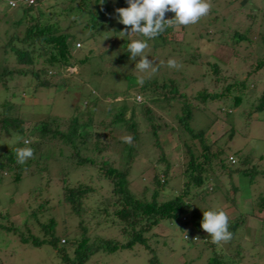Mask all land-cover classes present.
Instances as JSON below:
<instances>
[{
  "label": "rangeland",
  "instance_id": "rangeland-1",
  "mask_svg": "<svg viewBox=\"0 0 264 264\" xmlns=\"http://www.w3.org/2000/svg\"><path fill=\"white\" fill-rule=\"evenodd\" d=\"M212 4L211 12L198 23L187 27L170 28L164 34L165 44L152 45L153 41H149L151 50L147 53L148 59L158 67V71L150 75L147 72L141 73L135 68L139 57L136 61L117 59L118 55L126 50L127 45L132 40L139 39L140 35L121 39L118 37V32L125 26H117L118 28L99 26L94 38L81 40V36L90 33L86 27V18L88 16L87 7L91 6V3L80 10L75 9V7H80V0H42L44 15L40 20L46 18L51 24L54 23L55 29L73 33L78 38L76 40L69 39L70 51L74 53L72 62L74 61L73 63L76 64L77 72L74 67L67 66L65 69H61V75L48 76V74V79L55 83V86L50 88H34L33 82L28 84L29 76L14 72L8 83L11 85L10 88L5 91L0 86V104L6 98H10L9 90L15 88L11 98L16 102L21 101L23 104L21 109L29 112L26 115L22 114L28 122L26 124L44 120L48 113L53 115V118L62 120L77 114L82 115V119L87 112H90L89 116H92L93 113L96 121L103 119L111 123L112 118L120 111L122 115L119 123H123L129 118V111L132 107L138 113L137 121L143 123V102H147L155 111L156 117L159 118L155 119V123L158 120H171V128H162L158 131L162 150L170 164L169 174H174L164 192L159 195L166 197L169 193L172 194L182 181L179 171L187 158L181 151L180 138L187 133L184 131L181 132L182 134L177 133V128L172 122L171 118L176 110V105L172 104L170 108L164 102L149 103V98L152 99L156 95L149 89L143 92L137 82L138 78L143 76L145 83L153 80L158 84L172 82L180 92L184 93V100L195 105V103H200V99L195 97L197 90L206 88L208 91H218L233 79L232 75H235L236 79H242L249 70H252L255 60L264 54V0H247L243 5L240 0H212ZM22 7L11 8L7 5L6 0H0V66L14 70L21 67L36 69L42 66L43 62L40 61V58L46 55L37 50L38 44H36V48L34 47L37 51L34 54L40 57L36 56L37 60L34 65L18 63L15 54L9 49L13 43L10 40L11 36L19 40L17 43L15 42V46L23 48L26 46L21 43L20 39L24 35L25 26L29 24L30 18L22 17ZM91 8L94 10L93 6ZM32 13L30 15L35 17L36 12ZM115 16L113 14L111 18L114 20ZM173 16L174 13L170 12L167 13L166 18H173ZM20 18H22V22L16 24ZM235 31L244 35L246 39L235 38V34H233ZM140 39H144V37L141 36ZM77 41L81 42L80 47H83L74 50ZM157 41L160 43V39ZM32 48L31 45L25 47L27 50ZM84 57H86L85 60H80ZM169 59H175L182 67L179 70L167 67ZM161 61L164 62L163 65H161ZM213 61L219 64L217 75L211 73L209 64ZM48 69L54 71L52 68ZM254 75V79L247 78V82L250 79V81H254V85L252 84L251 87L249 83L245 87V94H243L239 105L233 104L232 95L215 101L208 99L204 108L198 109L194 106L196 109L193 110L189 122L195 129L207 128L206 139L210 142L213 141V149H215V144L222 145L225 152L232 154L235 159L237 156H251V159L257 161L258 167H264L263 115L261 116L252 107L256 105L257 98L264 88V66ZM14 83L18 87H15ZM213 84H215L214 87ZM35 89H37V93L34 91ZM21 97L23 98L21 99ZM144 126L148 127L146 124ZM61 128L64 129L65 124H62ZM144 129L141 128L139 132V153L135 157L130 172V188L137 195L140 194L143 183L149 182L153 167L155 166L158 170L164 167L163 162H157L154 165L158 150L154 149L151 144L152 139L150 140L149 133ZM129 133L123 127L111 134L107 133V136L111 137L113 134L115 137H122L130 135ZM193 140L195 139L188 140L191 147H193ZM11 142L12 140H8L7 137L0 136V151L8 147ZM58 145L60 146L59 142ZM49 152L50 149L46 150L50 185L49 190L45 187L41 196L45 193L49 197V204L54 207L40 213V220L46 221L47 218L53 217L56 222L55 234L61 235V237H71L74 232L77 235L78 221L81 219L84 224L86 222L87 233L92 241L97 237L111 238L119 243L129 239L131 227L123 229L122 224L115 225V223L104 219L103 214L96 216L92 214L93 208L99 202L100 193L106 191L105 187H99L102 181L98 178L99 174L97 175L95 167L69 170V184L84 183L95 188L94 192L85 198L89 207L82 218L73 215L68 208L56 203L63 185L60 175L62 163L53 160L51 157L53 152ZM57 152L58 148L54 149L55 155ZM232 152L237 154L234 155ZM259 156H262L261 160ZM42 160L41 158L38 163L42 164ZM43 172V170L39 172L42 176L38 173L26 175L17 184L10 179L9 174L2 177L0 212L7 213V215L2 214L0 222L7 225L12 222L15 226H22V221L27 219L29 206L34 203V200H39L38 193H31L30 189L37 185L44 186L46 176ZM220 176L219 183H215L213 178L203 182L204 187L210 183L217 187L198 204L208 206L213 210L222 208L228 213L230 219L239 217L242 213L246 215V226L237 230L240 251L231 250L233 252L231 258L234 259H225L223 264H264V220L261 218L264 212L258 209L257 205L253 206V198L260 193L264 194V175H255L253 181H250L248 176L241 171L224 173ZM224 191H227L228 194L225 199L222 196ZM145 193L146 196H149L151 190H146ZM194 203L196 204V201ZM33 227L31 232L41 235L37 224ZM190 229V226L178 227L176 224L163 220L144 233L149 247L137 242L130 248H119L115 251L101 248L92 252L82 264H150L151 256L156 259V264H206L208 258L214 255L213 250L200 240L192 242L191 239L184 238L183 235L187 231L190 234L196 232ZM16 232L0 228V264H65L50 244L42 243L36 246L29 242H23L18 237L20 231ZM229 243H223L217 247L225 249ZM230 246L232 245H229V249H232ZM67 248L68 254L71 255V248L68 246Z\"/></svg>",
  "mask_w": 264,
  "mask_h": 264
},
{
  "label": "trees",
  "instance_id": "trees-1",
  "mask_svg": "<svg viewBox=\"0 0 264 264\" xmlns=\"http://www.w3.org/2000/svg\"><path fill=\"white\" fill-rule=\"evenodd\" d=\"M80 1V7H75V9H84L89 3L94 7V10H92L91 6L87 7L88 16L86 18V27L90 30V33L81 36V40H90L92 37L94 38L96 31L99 30V26L102 28L103 26L112 28L122 26V24L118 22L119 18L115 9L128 7L127 0H104L103 4H101L102 0ZM240 2L243 5L247 0H240ZM41 4L42 0H37L35 4L22 7V17L28 16L30 22L25 26L24 35L20 41L26 44V46L31 45L33 48L27 50L25 49L26 46L24 48L15 46V42L17 43L19 40L11 36L10 40H12L13 43L9 49L15 54L18 63L34 65L37 57H40L34 54V52H37L34 47L36 48V44H38L37 50L46 54L40 58V61H42L45 66L40 62L42 66L36 69H24L21 67L14 70L1 65L0 86L5 91L11 86L8 83L13 77L14 72L29 76L28 78L30 79L28 84L33 82L34 88L54 87L55 83H52L53 81H50L47 75H61V69H65L67 66L74 67L77 72V66L73 63L74 61L72 62L74 53L70 51L69 39L76 40L78 38L75 37L73 33L55 29L54 23L51 24L46 18L41 21L40 18L44 15L42 11L43 5ZM70 9L72 10L71 7ZM32 12H36L35 17L30 15V13L33 14ZM113 14L116 15L114 20L111 18ZM21 22L22 18L18 19L16 24ZM169 30L170 28H167L164 33L153 41L154 44L152 45L165 44L166 40L164 34ZM233 34H235L234 37L237 39H246L244 35L236 31ZM140 38L141 36H139V39ZM157 39H160V43H158ZM82 47H74V50ZM85 59L86 57L80 60ZM117 59L129 60L130 52L128 48L120 53ZM209 65L211 66V73L217 75L219 73L218 62L213 61ZM263 66L264 54L255 60L252 70H249L248 74L242 79H236L234 78L235 75H232L233 79L218 91H208L206 88L197 90L195 97L200 99V103H195V105L186 102L184 100V93L180 92L172 82L169 84L165 82L158 84L153 80L141 86L143 92L149 89L156 95V97H152V99L149 98V103L152 102L156 104V102H164L169 107H172V104L176 105V110H174L175 112L172 114L171 118L172 122L177 128V133L183 131L187 133V135H183V137L180 138L181 151L187 158L184 162V166L179 171L182 177L181 184L179 187L177 185L172 194L169 193L168 196H164L165 198L159 195L164 192L166 185H168L171 176H174V174H169L170 164L166 160L164 151L162 150L158 131L162 128H171V120H158V122L155 123V119L159 118L156 117L155 111L147 102H143V123L137 121L138 113H136L132 107L129 111V118L124 120L123 123H119L120 116L122 115L120 111L118 114H115L111 123L103 119L96 121L94 114L92 113V116H89L90 112H87L86 116L82 119V115L79 116V114H77L68 118H63L62 120L55 119L53 115L48 113L44 120L26 124L27 120L22 114L26 115L29 114V112L21 109L23 105L21 101L16 102L12 100L11 97L14 95L13 89L15 88L10 89V98H6L4 102L0 104V136H5L8 140H12L8 147L0 151V182L4 175L9 174L11 176L10 179L17 184L21 181L22 177L26 175L38 173L42 176L39 173L41 170L44 171L43 174H45L44 176H46V179L44 186L37 185L30 189L31 193H38L39 200H34V203L29 206L27 210V219L22 221L23 228L21 225L15 226L12 222L8 225L0 222V228L14 233H17L16 231L19 230L20 233H18V237L23 242H29L36 246L42 243L50 244L58 253L61 261L65 264H82L92 252L101 248L108 251H115L119 248H130L137 242L143 243L145 247H149L146 243L147 237L144 233L152 226L163 220H167L169 223L178 225V227L186 228L190 226V230L196 232L190 234L187 231L188 239L192 240L193 238L192 242L200 240L213 250L214 255L208 258L206 264H223L225 259H234L231 258V254L233 253L231 250L234 252L240 251L238 248L240 242H237L239 233L237 230L246 224V215L242 213L239 217L229 219V231L233 233L232 239L229 241L231 244L229 243L225 249L218 248L217 245L211 242V237L201 228L203 211L213 209H210L208 206L200 205V203L198 204L199 201L204 200L209 192L214 191L217 186L210 183L207 187H204L203 182L210 181L213 178L215 183H219L221 174H230L233 171H241L248 176L250 181H253L255 175H264V167H258L257 161L251 159V156L246 155L237 156L234 162H230L228 159L230 153L225 152L222 145L215 144V149H213V141L210 142L206 139L207 128L195 129L189 121L192 117L193 110L196 109V107L198 109L201 107L204 108L205 102L208 99L215 101L232 95L233 104L239 105L242 101L243 94H245V87H247L249 83L252 87L254 81H250V79H254L255 72ZM48 68H52L54 71ZM215 78L218 80L217 77ZM247 78H250L249 82H247ZM214 86L215 84H213V87ZM15 87H18V85L16 84ZM36 90L37 89L34 91L37 93ZM22 98L23 97H21V99ZM252 107L255 108L254 110L259 112L261 116L263 115L262 118L264 122V88L257 98L256 105ZM62 124H65L64 129L61 128ZM145 124L148 126L147 128H145ZM123 127H125L133 137V143L131 145L124 143L119 136L115 137L113 134L111 137L110 135L107 136V133L111 134ZM141 128H145L144 130L149 133L151 137L150 140L152 139V146H154L156 151L158 150V156L154 159V165H156L157 162H163L164 167L160 170L155 166L153 167L154 169H152L149 182L143 183L142 190L140 194L137 195L132 188H130V172L135 157L139 153V132ZM100 129H102L103 134L100 132ZM17 134L30 140L31 143L27 146L34 149V158L29 159L25 164L17 163L15 149L26 146L23 142H14V138ZM189 139H195L192 143L193 147L190 146ZM56 148H58V152L55 155L54 149ZM49 149L50 152H53L51 155L53 160L62 163L60 175L63 185L56 203L68 208L69 212L73 215L82 218L84 212L89 207L87 206L85 198L93 193L95 188L84 183H78L76 185L69 184V170H83L89 167H95L96 173L98 172L97 175L99 174L98 178L102 181L99 187H105L106 191L100 193L99 202L93 208L92 214L95 216L103 214L104 219L115 223V225L122 224L123 229L131 227L132 231H129V239L119 243L111 238L106 239L97 237L92 241L87 233L86 222L84 224L81 219L78 221L79 230L77 235H75L76 233L74 232V235L71 237H61V235L55 234L56 222L53 217L47 218L46 221L40 220V213L54 207L49 204V197L45 195V193L41 196V193L45 191V187L49 190L50 185V171L49 169L47 170L48 165L46 163V150ZM232 153L234 155L237 154L236 152ZM41 158L43 159L42 164H39L38 162ZM261 158L262 156H259L260 160ZM118 162L121 165H119ZM231 164L233 167H231ZM235 164L238 166H235ZM149 189L151 193L149 196H146L145 192ZM234 190H236V188H234ZM222 194V196H224L223 199L228 196L227 191H224ZM194 198H196V200H194ZM195 201L196 204L194 203ZM254 205H257L258 209L264 212V194L260 193L253 198V206ZM2 214L4 216L7 215V213L0 212V216ZM261 218L264 220V214ZM36 224L41 231V235H36L31 232V229L34 228L33 226H36ZM24 228L26 231L23 230ZM25 233L29 234L27 235ZM229 245H232L230 246L232 249H229ZM67 246L71 248V255L68 254ZM155 260L154 256H151L149 260L150 264H156Z\"/></svg>",
  "mask_w": 264,
  "mask_h": 264
},
{
  "label": "clouds",
  "instance_id": "clouds-1",
  "mask_svg": "<svg viewBox=\"0 0 264 264\" xmlns=\"http://www.w3.org/2000/svg\"><path fill=\"white\" fill-rule=\"evenodd\" d=\"M103 2L104 0L101 4ZM127 3L128 7L115 9L119 18L118 22L125 26L123 30L118 32V37L121 39L133 35L144 37V39L132 40L127 48L130 52V60L136 61L139 57L135 68L141 73L147 72L150 75L155 74L158 67L154 66L152 60L148 59L147 53L151 50L149 41H154L167 28L187 27L198 23L211 12L213 7L212 0H127ZM170 12L174 13L173 18H166L167 13ZM160 63L161 65L164 64L163 61ZM167 67L179 70L182 65L175 59H169ZM137 82L143 86L144 77H139ZM121 139L129 145L133 143L131 135L122 136ZM14 142H23L26 145L15 149L17 163L25 164L29 159L34 158V149L27 146L31 143L30 140L17 134ZM229 219L228 213L222 208L203 211L201 228L211 237L213 244L221 245L232 239L233 233L229 231ZM184 238L188 239V237Z\"/></svg>",
  "mask_w": 264,
  "mask_h": 264
},
{
  "label": "built area",
  "instance_id": "built-area-1",
  "mask_svg": "<svg viewBox=\"0 0 264 264\" xmlns=\"http://www.w3.org/2000/svg\"><path fill=\"white\" fill-rule=\"evenodd\" d=\"M37 0H6V3L9 7L13 8V7H16V6H29V5H32V4H35ZM14 5V6H13ZM80 42L77 41L75 43V46L78 47L80 46ZM228 159L230 162H234L235 161V158L233 155L229 154L228 155ZM184 237H187L188 235L185 233L183 235Z\"/></svg>",
  "mask_w": 264,
  "mask_h": 264
}]
</instances>
